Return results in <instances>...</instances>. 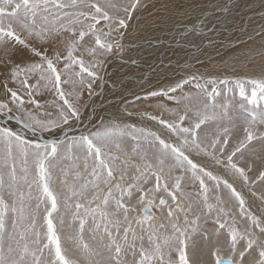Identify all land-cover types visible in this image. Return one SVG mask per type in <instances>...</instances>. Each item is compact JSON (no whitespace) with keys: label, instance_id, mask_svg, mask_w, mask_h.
I'll return each instance as SVG.
<instances>
[{"label":"snow or ice","instance_id":"snow-or-ice-1","mask_svg":"<svg viewBox=\"0 0 264 264\" xmlns=\"http://www.w3.org/2000/svg\"><path fill=\"white\" fill-rule=\"evenodd\" d=\"M155 7L0 0V264H264V0L178 5L183 61L97 112Z\"/></svg>","mask_w":264,"mask_h":264},{"label":"bare ground","instance_id":"bare-ground-1","mask_svg":"<svg viewBox=\"0 0 264 264\" xmlns=\"http://www.w3.org/2000/svg\"><path fill=\"white\" fill-rule=\"evenodd\" d=\"M159 1L161 2L159 7L167 5V8L162 7L161 11H163V13L159 11L157 5V8H155L157 13L153 14L154 16L151 15V17H147V13L145 14V23L148 25V32L146 35L159 37L160 41H153V43L159 44V48L147 49V46L145 45L146 51H144L143 58L140 60L139 68L131 64L122 65L120 62H117V64H114L112 68H110L108 75L111 79H108L106 84L101 89L103 95L96 98L97 112H100L103 115H108V111H106V109L111 110L108 105V98L111 97L112 92L114 91L113 82L117 78H120L118 80L123 81L126 86L134 88V90L138 91V85L143 82L141 78L144 77L145 74L151 83L156 85L158 78L160 82H163V78L159 76L162 68L167 70L170 61L173 64L177 61H183L184 53L180 51L172 42V37L175 36L176 33L169 30L172 28L173 22L177 19H185L188 23L193 22L192 20H188L187 17H179L175 15L177 12V6L183 4L187 7L190 0ZM216 2H224V0H216ZM228 2L231 3V0H228ZM214 39L216 40V44L214 46H210L207 40L204 41V48L207 50L208 55L203 57V59L205 60L207 67L201 68V71L215 72L217 71L215 65L222 62L221 58L231 62L235 56L239 55V53L233 52L230 48L222 46V42L226 43L224 37H215ZM150 65L152 67H150ZM239 70L251 73L258 71V68H240ZM168 74L172 75L171 72Z\"/></svg>","mask_w":264,"mask_h":264},{"label":"rangeland","instance_id":"rangeland-1","mask_svg":"<svg viewBox=\"0 0 264 264\" xmlns=\"http://www.w3.org/2000/svg\"><path fill=\"white\" fill-rule=\"evenodd\" d=\"M163 1H164V0H163ZM151 2H152V3L155 2V3H154V4H156V7H155V8H157V5H158L159 11H161L163 5L159 7V4L161 3L159 0H151ZM156 2H157V3H156ZM164 2H165V1H164ZM155 8H153V9L151 8V9H150L149 12L151 13V15L157 13V12H156L157 10H156ZM161 13H163V11H161ZM151 15H149L148 13L146 14L147 17H151ZM153 16H154V15H153ZM118 79H120V78H117L116 80H118ZM116 80H115V81H116ZM118 81H120V80H118ZM118 87H119V86H117V89H114V90H115V91H118V90H119ZM194 259L197 260V261L199 262V261L202 260V259H203V260H207L208 257H201L199 254H197V255L194 256Z\"/></svg>","mask_w":264,"mask_h":264}]
</instances>
